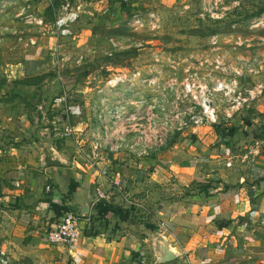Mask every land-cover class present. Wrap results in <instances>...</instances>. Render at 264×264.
I'll list each match as a JSON object with an SVG mask.
<instances>
[{
  "label": "rangeland",
  "instance_id": "374dc122",
  "mask_svg": "<svg viewBox=\"0 0 264 264\" xmlns=\"http://www.w3.org/2000/svg\"><path fill=\"white\" fill-rule=\"evenodd\" d=\"M59 96L83 108L77 143L45 136ZM261 101L264 0H0V197L41 143L147 184L200 150L196 119L252 136Z\"/></svg>",
  "mask_w": 264,
  "mask_h": 264
},
{
  "label": "crops",
  "instance_id": "0c3cea01",
  "mask_svg": "<svg viewBox=\"0 0 264 264\" xmlns=\"http://www.w3.org/2000/svg\"><path fill=\"white\" fill-rule=\"evenodd\" d=\"M257 109L259 130H252V136L246 129L235 139V134L223 137L211 127L194 128L190 144H199L200 150L192 146L184 150L185 160L175 156L159 165L147 184L124 176V189L139 199L131 197L132 204L115 197L111 178L119 170L87 169L77 160H65L55 145L52 149L66 165L46 167L44 146L49 144L41 143L38 160L5 176L12 187L0 197V264H161L155 231L178 254L165 264L205 259L210 264H264V101ZM246 154L250 160L242 162ZM167 180L174 181L169 189L164 188ZM195 181L202 189L191 186ZM97 192L110 197L100 199ZM85 207L90 222L81 225L77 246L45 240L43 226L66 210L79 213ZM150 225L157 229H148Z\"/></svg>",
  "mask_w": 264,
  "mask_h": 264
},
{
  "label": "built area",
  "instance_id": "2783aa9c",
  "mask_svg": "<svg viewBox=\"0 0 264 264\" xmlns=\"http://www.w3.org/2000/svg\"><path fill=\"white\" fill-rule=\"evenodd\" d=\"M68 8L69 5L65 7V9ZM37 23L43 25V20L39 22L37 21ZM68 100L69 98H67L66 96H59L54 100V112L56 114L53 112L55 115L53 116V120L50 124L49 132L45 134V136H48L47 139L55 138L58 140H69L74 143L78 142V129L74 125V120L81 117L83 108L80 104L69 102ZM206 108L210 110L211 107L206 104ZM210 114H213V112H210ZM204 124L205 123L203 119H196L194 121V127L196 128L203 126ZM97 148L98 147H96L95 149ZM250 154L244 155L242 162L249 161ZM226 165L227 167H231L232 163L228 162ZM113 175L111 178V184L112 188L116 190L119 200L125 204H132L133 201L131 197L124 189L123 182L120 178V172H115ZM46 191L51 194L53 192V188L50 185H47ZM97 194L100 199L110 197V194L106 195L101 192H97ZM89 222L90 219L88 217H83L79 215L78 212L72 210H66L64 211V215L62 217L53 220L46 226H43L41 231H43L42 234L49 244L72 247L77 246L80 242L83 231V227H81V225L83 223L85 224ZM210 263V259H205L199 264Z\"/></svg>",
  "mask_w": 264,
  "mask_h": 264
},
{
  "label": "water",
  "instance_id": "95a60500",
  "mask_svg": "<svg viewBox=\"0 0 264 264\" xmlns=\"http://www.w3.org/2000/svg\"><path fill=\"white\" fill-rule=\"evenodd\" d=\"M44 165L46 167H63L65 166V162H63L59 156H57L54 149L51 146H44ZM89 207L82 208V210L78 213L79 215L86 217L88 214ZM154 231V230H152ZM155 235L158 237L159 240V250L161 251V256L158 259L161 264L174 262L178 258V254L171 249L169 242L166 238L161 236L160 234L156 233Z\"/></svg>",
  "mask_w": 264,
  "mask_h": 264
},
{
  "label": "trees",
  "instance_id": "16d2710c",
  "mask_svg": "<svg viewBox=\"0 0 264 264\" xmlns=\"http://www.w3.org/2000/svg\"><path fill=\"white\" fill-rule=\"evenodd\" d=\"M215 131H216V133L218 134V135H220V136H223V137H225V136H228V135H232V133H231V131H230V129L229 128H219V127H215ZM210 186H207L205 189H204V191H206L207 190V188H209ZM119 214H121V212H119ZM148 227V229H153V230H155L156 228L153 226V225H150V226H147Z\"/></svg>",
  "mask_w": 264,
  "mask_h": 264
}]
</instances>
